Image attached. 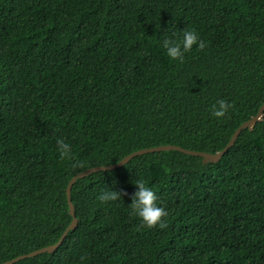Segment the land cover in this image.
<instances>
[{"label": "trees", "instance_id": "trees-1", "mask_svg": "<svg viewBox=\"0 0 264 264\" xmlns=\"http://www.w3.org/2000/svg\"><path fill=\"white\" fill-rule=\"evenodd\" d=\"M185 30L205 48L170 59ZM263 101L264 0H0V263L58 241L74 174L158 145L215 153ZM141 179L163 228L132 212ZM71 200L59 248L14 264H264V115L217 163L143 154Z\"/></svg>", "mask_w": 264, "mask_h": 264}, {"label": "clouds", "instance_id": "clouds-1", "mask_svg": "<svg viewBox=\"0 0 264 264\" xmlns=\"http://www.w3.org/2000/svg\"><path fill=\"white\" fill-rule=\"evenodd\" d=\"M193 45L197 48H205V41L199 38L198 33L195 30H185L183 32L182 41L176 42L173 40L165 39L163 42V48L166 51V55L173 60H184V54L192 50ZM231 108L230 102L220 99L212 105V115L216 118L224 117L228 109ZM59 155L62 158L69 159L72 157V146L65 142L64 139L57 141ZM83 162L78 161L77 165L82 166ZM136 189L130 196V207L132 212L137 215L142 222L148 226L153 227L159 225V227H165L164 217L167 216V211L158 205V198L155 191L146 186L144 180H137L135 183ZM122 198V193L115 189L105 190L100 194L99 199L102 202L117 201Z\"/></svg>", "mask_w": 264, "mask_h": 264}, {"label": "water", "instance_id": "water-1", "mask_svg": "<svg viewBox=\"0 0 264 264\" xmlns=\"http://www.w3.org/2000/svg\"><path fill=\"white\" fill-rule=\"evenodd\" d=\"M263 115H264V101L262 102V104L258 108L257 113L255 115H253L250 119L241 123L234 130V132L232 133L227 144L221 150H219L215 153L190 150V149H186V148H183L181 146L173 145V144L158 145V146H153V147H149V148H142V149L133 151V152L127 154L126 156H124L122 159H120L119 161H117L114 164L93 166V167L87 168L83 171H80V172L74 174L70 178V180L68 181V184H67L66 189H65L67 204H68V213L71 216V221L68 224V226L65 228V230L62 232L58 241L55 242L54 244H50V245L41 247L39 249L28 252L26 254L18 255L12 259L1 262L0 264H14V263H16L22 259L34 257V256H37V255L42 254V253L51 254L59 248V246L63 243L64 239L66 238L68 232L71 230H74L78 224V219L75 215V207H74V204L71 200V189L78 179L85 178V177H87L93 173H96V172L111 171V170L118 169V168L122 167L123 165H125L126 163H128L132 158H134L136 156H140V155L147 154V153L160 152V151L175 150V151H179L181 153L187 154V155L200 157L202 159L203 164L217 163L220 161L222 156L234 145V143H235L236 139L238 138V136L240 135L241 131L244 129H250L251 130L255 126V124L259 120L262 119Z\"/></svg>", "mask_w": 264, "mask_h": 264}]
</instances>
